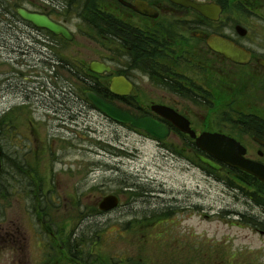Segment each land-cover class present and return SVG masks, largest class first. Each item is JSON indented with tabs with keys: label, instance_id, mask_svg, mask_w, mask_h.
<instances>
[{
	"label": "rangeland",
	"instance_id": "374dc122",
	"mask_svg": "<svg viewBox=\"0 0 264 264\" xmlns=\"http://www.w3.org/2000/svg\"><path fill=\"white\" fill-rule=\"evenodd\" d=\"M15 1L23 0H0V5ZM224 1L223 24L229 27L238 19L242 25L238 26L249 30L251 46L264 51V18L244 11L243 5L234 14L228 0ZM37 4L41 6L40 1ZM256 6L262 16L264 0ZM8 15L9 9L0 6V40L28 39L24 22ZM12 46L15 58L0 57L1 137L2 141L13 137L18 150L24 145L17 143L19 132L35 137V143L24 145L27 160L15 151L21 171L9 170L4 158L0 162V264H58L47 260L55 253L48 248L62 242L65 251L78 248L74 253L81 264H91L95 253L106 258L107 264L111 259L114 264H264V214L253 201L248 203L246 197L235 194L229 175H210L198 162L177 156V139L165 144L176 150L174 155L145 133L111 124L88 108L83 113L80 104L73 103L72 110L66 111L76 81L64 75L51 77L50 66L47 78L37 79L28 61ZM43 66L33 72L42 74ZM38 87L50 98L48 104L66 111L64 119L46 112L47 102L38 98ZM61 90L67 93L58 94ZM75 115L78 123H64ZM29 123H35L36 130ZM5 124L7 132L11 131L8 137ZM128 183L139 189L132 194L145 203L138 202L135 208L159 209L169 203L173 208L155 220L147 218L157 212L146 208L138 215L140 220L130 219L132 206L121 208L109 219L97 217L98 195L122 192ZM45 191L48 195L42 202ZM91 211L93 215H88ZM8 227L15 231L10 236ZM89 245L94 254L87 251ZM44 247L46 255L40 262Z\"/></svg>",
	"mask_w": 264,
	"mask_h": 264
},
{
	"label": "flooded vegetation",
	"instance_id": "af4514ba",
	"mask_svg": "<svg viewBox=\"0 0 264 264\" xmlns=\"http://www.w3.org/2000/svg\"><path fill=\"white\" fill-rule=\"evenodd\" d=\"M39 1L41 6L32 0L29 9L47 14L66 25L74 38L71 41L62 36H55L51 41L29 39L31 32L27 23L28 39L0 40L1 58H15L10 49L13 43L12 47L18 48L17 52H21L22 58L28 61L30 71L37 79H46L50 66L51 77L64 75L68 79L81 80L87 87L85 91L95 90L123 110L137 116L149 115L166 123L171 128L169 139H177L181 147L177 156H182L187 162L191 159L196 164L197 153H201L218 161L223 166L219 172L230 176L231 188L236 195L240 193L247 197L248 203L253 201L261 209L259 212L264 214V181L214 157L199 146L194 136L180 131L171 119L154 109L155 106H165L177 112L186 119L184 123H190L197 137L211 132L234 138L244 146L246 158L264 164V66L260 63L264 59V51L251 46L246 27L243 26L246 34L238 32L237 27L241 25L237 23L238 19H233L229 27L223 24L222 17L227 12L224 0H196L221 5L222 13L217 20L208 19L196 9L173 0ZM257 3L258 0H249L248 4L244 0H228L232 13H237L239 5H243L244 11L264 18V14L261 16L257 10ZM214 34L233 40L250 51L252 56L249 62L239 64L211 49L208 38ZM92 62L103 64L107 69L103 73L93 72L90 69ZM39 65H44L42 74L41 71L33 72ZM115 80L121 84L117 87L119 93L113 91ZM37 91L38 98L45 96L44 89L38 87ZM25 93L28 94V91ZM82 100L93 106L87 99ZM51 107L54 111H61L55 103H51ZM72 107L67 105L66 111H71ZM4 110L1 114H5ZM66 111L57 116L64 119L63 113ZM77 119L76 115L74 118L68 117L64 123L70 120L78 123ZM28 125L34 130L37 128L35 123ZM117 126L129 128L128 125ZM130 130L142 134L138 129ZM15 137L17 143H35L32 136ZM9 139L10 146L9 149L6 146L5 153H2L0 145V162L5 156L7 168L19 172L22 164L15 157L18 149L14 148V138ZM158 144L175 155L176 150L166 147V142ZM24 145L18 151L27 160V154L21 152ZM200 167L206 170L204 166ZM123 189L116 194L122 198L129 195L128 199H121L120 205L107 213L97 212V217L109 219L121 208L132 206L131 213L134 212V215L130 219L139 218L142 207L135 208L134 204L141 202L132 194L139 189L129 183ZM103 196L98 195L94 206H97L96 209ZM245 213L240 214L245 216ZM8 232L10 236V232L15 231L8 227ZM46 249L44 247L45 252H39L40 262H43ZM49 249H54L58 255L49 254V261L59 263L65 258L66 261L76 260L70 250L55 249V246Z\"/></svg>",
	"mask_w": 264,
	"mask_h": 264
},
{
	"label": "water",
	"instance_id": "95a60500",
	"mask_svg": "<svg viewBox=\"0 0 264 264\" xmlns=\"http://www.w3.org/2000/svg\"><path fill=\"white\" fill-rule=\"evenodd\" d=\"M173 1L179 2L185 6H191L213 20H217L219 18L222 10L221 7L215 3H198L194 0ZM18 13L23 19L33 23L36 27L44 28L56 35H63L67 39H72V33L67 27L52 20L46 14L33 12L26 8H20ZM237 29L241 34H246V30L241 26H238ZM208 44L212 49L224 54L235 62L246 63L251 57V53L249 51L239 46L232 40L217 34L209 37ZM260 62L264 65V60H261ZM91 69L98 73L104 71V67H100L97 63H93L91 65ZM117 83L118 82L115 81V85L113 87L115 92H118ZM87 97L92 101L98 110L105 113L114 121L128 123L135 128L143 129L149 135L159 140H165L170 135V127L152 116H136L119 108L95 92H88ZM155 109L160 114L171 119L174 122V125L180 130L183 132H191L192 135L195 136V133L190 128V123H184L186 120L181 115L174 112L172 109L163 106H158ZM198 144L223 161L231 165L244 168L245 170L258 176L261 180H264V165L244 158V148L234 139L217 133H206L198 138ZM197 155L203 163L214 169H221V165L214 160L199 153ZM118 200L117 196L109 195L101 202L100 208L103 210L114 208L118 204Z\"/></svg>",
	"mask_w": 264,
	"mask_h": 264
},
{
	"label": "trees",
	"instance_id": "16d2710c",
	"mask_svg": "<svg viewBox=\"0 0 264 264\" xmlns=\"http://www.w3.org/2000/svg\"><path fill=\"white\" fill-rule=\"evenodd\" d=\"M27 0H23V1H21V2H18V1H15V3H12L13 4V6H12V4H2V5H0V6H4V7H6V8H8L9 9V12H10V15H8V16H10V17H12L13 19H15V20H19V21H21V19L19 18V16H18V14H17V7H19V6H22V5H24V4H26L27 2H26ZM12 6V7H11ZM74 85V88H76L77 86L75 85V84H73ZM77 88H79V87H77ZM75 91H78L77 89H73V92H71V93H69V95H72V96H74V99L76 98V100H81V98L83 99V98H85L86 99V97H85V94H84V92L82 91H78V92H75ZM62 93H67V92H63V90H61V91H59L58 92V94H61L62 95ZM68 102H72V99H69L68 100ZM82 102H83V100H82ZM67 105H71V103H68ZM3 131H4V125H2L1 124V127H0V138H1V142H0V145H1V147H2V149H1V151H2V153H5V149H4V146H6V145H8V143H9V138H6V139H8V140H4V141H2L3 140V138L1 137L2 136V134H3ZM5 134H6V136L5 137H8L7 135H8V132H7V128H6V124H5ZM3 161H6V159H5V156H3ZM47 191H45V192H43L44 194H42L41 195V200H42V202L44 201V197H45V194H46V196L48 195V193H46ZM94 210H96L95 211V213L94 214H96V212H99V210L98 209H96V208H94ZM89 214L88 215H93V212L91 211V212H88ZM94 245V244H93ZM91 248H88L87 249V251L89 252V254H94L93 252H92V245H89ZM78 249V248H77ZM94 255H96L95 256V259L93 260V262L91 263V264H107V262H105V260H106V258H104L101 254H94ZM107 261V260H106ZM78 264H81L80 262H78ZM110 264H114V262H113V259H111V263Z\"/></svg>",
	"mask_w": 264,
	"mask_h": 264
}]
</instances>
